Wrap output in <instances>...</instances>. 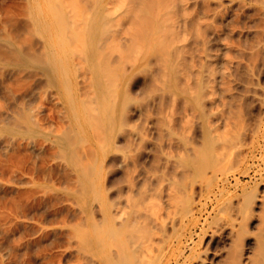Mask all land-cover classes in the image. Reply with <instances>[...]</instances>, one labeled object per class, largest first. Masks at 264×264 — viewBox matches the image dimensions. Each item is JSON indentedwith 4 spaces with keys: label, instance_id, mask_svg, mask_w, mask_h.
<instances>
[{
    "label": "rangeland",
    "instance_id": "374dc122",
    "mask_svg": "<svg viewBox=\"0 0 264 264\" xmlns=\"http://www.w3.org/2000/svg\"><path fill=\"white\" fill-rule=\"evenodd\" d=\"M40 1L42 3L39 8L40 13L43 16L47 14L50 16L51 26L53 25L51 30L54 31L53 44L63 52L62 57L67 62L68 72H66V83L64 82V85L61 84L59 87L61 90H55L48 87L45 78L37 73L41 72L39 69L23 67L15 71L12 67L0 65V120H9L12 115L24 108L28 114L32 115V119L38 123L40 130L46 132L45 134L35 135L23 133L0 134V264H96L97 262L90 254L81 251L80 243L75 230H73L75 225L77 226L84 219V214L77 199L71 194V191L75 188L74 184L77 176L71 165L61 155L55 142L56 134L69 123L65 112V102L68 104L74 101L75 121L78 120L80 123L81 136L83 138L79 145L80 151L86 152L85 150L89 148L90 153L89 150L86 152L88 158H96L99 154V151L97 152V137L99 138L98 133L100 132L101 121L96 102L93 100L95 96L94 72L88 68L86 54L83 50L85 37L82 34L85 25L92 16V10L95 9V5L84 6V8L71 5L61 7L55 0ZM84 1L82 0L83 3H85ZM106 1L109 2L107 8L110 13L117 15L118 21L122 20L124 16L120 12L125 8L128 0ZM77 2H81V0ZM148 2L153 13L156 15L161 13L162 23L165 25L163 28L175 34L174 45L180 47L185 63L189 64L191 69V64L193 63V69L190 72L195 71L196 73L190 74L185 66L186 72H180L179 75L184 73L183 77L186 78L187 83L191 82L189 83L190 85L195 84L197 78H201V82L203 81L204 84L202 86L204 88H201L199 96L203 111L195 108L184 95L163 89L160 80L156 79L153 74L151 75L147 71H136L134 69V61L122 59V55L127 49L132 51V49L141 47L139 40L145 25L139 19L138 12L135 9L132 16L127 19L126 26L122 31V47L120 46L121 43L119 46L115 44L113 37L107 38L105 42V46H108L110 50L108 55L111 60L109 68L115 70L119 66H124L127 69V73H133V75L131 78H126L124 83L119 82L118 84L121 87L124 86L131 95V98H128L125 102V106L129 109L126 121L130 123L127 122L128 124L124 127L123 135L118 134L119 136L121 135L122 139L117 135L118 154L110 149L105 151V153H100L104 157L103 185L106 188L109 199L116 198V195L125 194L129 190V184L134 183V181L138 186H141V180L150 183V187L154 189V192L160 183L165 189L164 183H166L168 189L163 192V195H166L170 187H168L170 184L169 179L172 180L174 175V178H181V175H184V167L180 165V160L176 162V158L178 160L182 156H190L192 151L194 153L196 147L199 149L204 143L205 120L217 124L226 133L236 130L240 123L245 124L244 130H246L248 135L246 136V133H243L241 139H238L239 142L237 140L239 144H236L237 147L239 146L243 150L235 151V148L237 150L238 148L234 144L231 154V157L237 156L238 159L241 156L242 160L240 159L238 163L233 161L225 175H219L211 190L207 191L206 188H202V191L198 187L199 185H196L198 188L194 187L196 189L194 205L198 209L195 216L196 223L191 226V229H194V232H199L204 219L210 212L211 214L217 212L215 211L217 210L216 206L222 199L225 197L233 198L244 190L249 191L256 184L261 186L263 183L261 176L264 173L258 172V165L264 156V136L255 135L253 131L257 125L258 118L264 112L263 105L259 103L264 97V0H148ZM35 5L33 3V6ZM29 8V0H0V21L5 19L6 16L12 15L16 22L14 25H4L0 22V30L4 29V27L7 30L12 28L19 29V40L21 42H34L40 47L42 46L40 43H43L40 35L34 34V37L31 38L26 31L29 26V21L27 20ZM147 20L148 18H146ZM191 60L195 61L192 62ZM197 73L200 77L195 76V79H193ZM249 73L251 74L248 75ZM185 74L186 77L184 76ZM191 75H193V78H191V80H194L193 83L189 80ZM182 78H180L182 83H186V80L183 81L184 78ZM206 81L207 83L209 82L208 85ZM251 81L253 83L249 84ZM151 88L153 91H151ZM244 89L248 92H244ZM170 93L174 97H171ZM193 93L196 96L197 91L194 89ZM243 93H246L245 96ZM240 94H242L241 97L243 99L239 102ZM173 98H177V100L175 99L174 101ZM181 100L185 101L182 102ZM174 103L176 108L172 106ZM184 103L190 104V107H187L188 105ZM137 106H140V108ZM145 108L148 109L149 113H147ZM190 109L193 111H190ZM176 110L177 112L174 116ZM171 111H174L173 114ZM186 111L187 114L185 113ZM192 112L197 113L199 116L197 114L194 116ZM237 113L240 116H237ZM202 114H204L205 118H203ZM223 116H232L226 126L220 122V119H224L222 118ZM185 118L191 121H185ZM179 121L181 125H184V128L179 125ZM233 121L236 122L235 126ZM142 122L147 123L145 124L146 126ZM173 122L175 123L174 125L172 124ZM230 122L233 123L231 124ZM128 125L137 129L131 128L129 130ZM173 126L175 127L173 128ZM148 127L151 128V131L148 130ZM168 127L171 129L170 131ZM154 129L156 130L155 132ZM134 130L137 132L141 131L140 133L138 132L140 136H138V133L136 135ZM146 130L148 131L146 132ZM176 130L178 131L177 133L182 132L181 134L185 133L186 136L183 137L182 135L181 137V134H178V136L175 133ZM244 130L242 131L244 132ZM133 132L135 133L133 134ZM145 133H149V135H145ZM150 134L154 135L153 138L159 136V141L157 138L149 139V137H152ZM170 134H176L177 136L169 137ZM128 136L132 137V140ZM127 137L128 141L126 140ZM243 137H246L244 138L245 140ZM183 138H187L185 141L192 140V143L196 141L195 145L192 144L195 148L191 144L190 148V145H187L190 141L184 143L185 141H182ZM173 139L183 142V145L179 141V143L174 142ZM172 142H174V146L171 145L172 147L170 146V148L174 155L179 153L178 157L170 152L169 145ZM242 142H245V144ZM240 144L242 147H240ZM131 145L134 146L129 149ZM188 146L189 149L187 148ZM162 147L167 148L169 153L167 149ZM131 148L132 151H129L131 155L129 152L127 154V151L131 150ZM159 148L162 149L160 150ZM162 150H165V152ZM92 151L94 152L91 153ZM159 151L164 152L166 155ZM234 151L235 153L242 152L234 156ZM155 152L159 153L157 154L159 157L156 156ZM91 155L94 156L91 157ZM119 155L121 156L119 157ZM166 156L168 159L165 158ZM173 156L175 159L171 160L174 158ZM126 161L127 164L129 163L128 165ZM142 162L145 163L143 164ZM235 162L237 165L235 164L234 166ZM145 164H148V167ZM154 165L159 167L162 165V167H166V170L162 167V169H159L158 166L155 167ZM175 165H179V168ZM131 166L134 169L131 170ZM135 166L139 169L135 168ZM110 167L114 169L111 171ZM125 167L130 170L127 172L124 169ZM142 169L147 170L143 171ZM160 170L169 176L161 175L162 172ZM179 172H182V174H179ZM176 173L178 174L176 175ZM158 174L161 176L159 177ZM137 175H140L141 178L140 176L137 177ZM129 176H133L137 180L140 178V180L137 182L135 178L133 180L131 177L132 181ZM147 176L152 180L147 178ZM167 177L168 181L166 180ZM237 177L241 180L239 184L235 183V178ZM156 179L159 180L158 183H156ZM124 182L126 184H123ZM244 185L247 186L246 189H243ZM200 191L203 193H200ZM111 192L116 193V195ZM197 193L200 196H197ZM71 199L73 202L70 201ZM154 201L152 200L151 202ZM74 204L75 206H73ZM67 210L68 212H66ZM73 214L76 215L74 216ZM80 215H82V218L79 217ZM65 220L68 223L71 222L68 224L70 227ZM205 232L207 235L210 232V228H206ZM69 234L76 236L75 240ZM193 237L194 240H199L197 233H194ZM68 239L70 240L68 241ZM70 241L72 244H69ZM75 241L77 242L75 243ZM185 242L184 244L186 245ZM202 243L204 244L202 245ZM204 245V240L197 241L194 244V252L201 251ZM214 247L216 249V245L212 246V248L210 246V253ZM186 249L188 254L190 252L189 248ZM69 250L71 251L69 252ZM73 251L75 253H71ZM78 253L88 255L84 257L83 254L81 259L80 254V258H78Z\"/></svg>",
    "mask_w": 264,
    "mask_h": 264
},
{
    "label": "bare ground",
    "instance_id": "6f19581e",
    "mask_svg": "<svg viewBox=\"0 0 264 264\" xmlns=\"http://www.w3.org/2000/svg\"><path fill=\"white\" fill-rule=\"evenodd\" d=\"M55 1L58 2V4L61 7L71 5L79 8H84V6L86 7L90 5L92 6L95 5V9L92 10V16L89 18V22L85 25L82 34L85 37L83 42V50L84 53L86 54V61L88 64V68L92 72H94L95 96L93 97V100L96 102V108L98 110L99 119L101 121L100 132L99 133L97 132L99 138L97 137L96 134V137L98 139L97 152L99 151V154L97 155L96 158H90V157L88 158L86 152L89 150V148H87L88 150H85L86 152L80 151L79 145L83 141V138L81 136L80 123L78 120L75 121L76 111H75L74 101H71L68 104L67 102H65V106H66L65 112L69 123L66 127L60 129V131L55 136V142L59 147L61 155L67 160L69 165H71L77 176L74 184L75 188H73L71 194L77 199L80 209L84 214L83 221L80 222L77 226L75 225L73 229L75 230L77 239L80 243V248L82 250L79 247L77 248H79L82 252L84 251L90 254L97 262L96 264H264V175L261 176V179H263V183L261 186L260 185L258 186L256 184L254 188L250 189L249 191L244 190L242 193L234 196L233 198L225 197L224 199H222V201L216 206L217 210L215 211L217 212L215 214H211V212L209 213V215L204 219V222L202 223L199 232L198 231L194 232V229H191L192 228L191 226H193L196 223L195 216H196V210L198 209L194 205V199H195L194 195L196 194L195 188L200 187L202 191L205 188L207 191H209V189L211 190L213 188V185L217 182L219 175L221 174L222 176H224L225 173L229 170V166L233 161H237V163L240 162L241 156H239L238 159V157L235 155L241 153L242 151L238 153H235V151L243 150V148L241 149L239 148V146L237 147V145L239 144L238 139H241L243 133H246V130H244L245 124L240 123L239 126H237L236 124L237 126L236 130L229 131L226 133L224 129L218 127L217 124L215 123L213 124V122L210 123L207 120H205L204 143H202L199 149H197V147L195 148V146L192 145V144L195 145L197 143L196 141H195L196 143L195 142L192 143L191 142L192 140H188L190 141L188 142L185 141L187 138L186 139L183 138L182 141L184 140L185 141V142L183 141L184 143L188 142L187 145L191 144L195 148L194 149L195 151L193 153V151L191 152L187 150L188 152H191L190 156L187 155L185 157L182 156L181 158H178V160L176 158V162H179L180 160V165L184 167L183 168L184 175L183 176L181 175V178H177V177L174 178L175 177L174 175L172 180L169 179L170 184L168 183L169 184L168 187L169 186L170 187L166 195H163V192L165 189L168 188L166 187V183L161 181L162 178L160 179V181L164 183L165 189L163 188V185L160 183L159 187L155 189L154 192V189L150 187V183L146 181L144 182L143 180H141L142 182L141 186H138L137 183H135V181L133 183L132 181L136 179L135 177H133L134 176L133 175V176H129V178L131 179L132 177L133 180L132 179H131L132 181L128 180L132 183L129 184L130 185L129 190L125 192V194L118 196L116 195V193L113 192L116 195L115 196L116 198L109 199L107 197L106 188L103 185V178H102V173L104 170V157L101 154L105 153V151L109 149L111 151H116L115 153L118 154L116 138L118 134H122V135L124 134L122 133V131L125 130L124 127L128 124L127 122H129L126 121L127 112L129 109L128 107L125 106V102L126 100H128V98H131L130 93L124 88V86L121 87L118 84L119 82L124 83L126 78H131L133 73L128 74L127 69L126 67L124 68V66L123 67L119 66L115 70L109 68L111 63L110 57H108L110 50L108 46H105L106 39L109 37H113L115 44L119 46L121 43L120 46L122 47V41H121L122 31L126 26L127 19L132 16L134 10L136 9V12H138L139 15V19H141L143 24L145 25V28H143L144 31L141 32V36L139 40L141 47L138 49H132V51H130L131 49L130 50L127 49L123 53L122 59L125 61H134V69L136 71H147V73L151 75L153 74V76L156 77V79L160 80L163 89L172 90L178 94L184 95L193 104L195 108L201 111L203 110L199 96H200L201 88L202 87L204 88V86H202V84L204 83L203 81L201 82V78H197L195 84L190 85L189 83L191 82L189 80L193 78L192 77L193 75H191L190 79L188 80L189 83H187L186 78L183 77V74L186 72L185 66L187 68L186 70H188L187 72H190L193 69V63L191 64L192 69L190 68L189 64L187 65L185 63L180 47L174 45L173 39L175 38V34H172L171 32L163 28L165 27V25L162 23L161 13L157 15L153 13L151 11V8L149 7L148 0H128L125 8H123V10L120 12L124 16V18L120 21L117 20V15L110 13L109 9L107 8V4L109 2L106 0H99V1L85 0L84 1L85 3H83L82 0L81 2H77L78 0L77 1L55 0ZM33 3L36 5L33 6ZM29 4H30V8L27 14V20L29 21V26L27 27L26 31L29 33V36H31V38L34 37V34L40 35V37L43 39V43H40L42 46L38 47L37 44H35L34 42L32 43L30 41L21 42L19 40L20 37L19 29L12 28L10 30H7L4 27V29L0 30V65L12 67V69L15 71L20 70L23 67L39 69L41 72H37V73L41 74L45 78L48 87L54 88L55 90H59L60 85L61 84L64 85V82L66 83L65 80L66 72H68L67 62L63 60L62 57L63 52L53 44L54 31L51 30V28H53V25L51 26V21H50L51 19L49 20L50 18L49 14L43 16L40 13L39 8L42 4L41 1L29 0ZM60 13L62 14V12ZM146 18H148L147 21ZM0 22L3 23L4 25L7 24L14 25L16 23L15 18H13L12 15L6 16L5 19H2V21ZM194 61L195 60H193L192 62ZM180 72H184V73L182 75H179ZM194 72H190V74ZM250 74L251 73H249L248 75ZM184 76L186 77V74ZM195 76L200 77L199 74L197 73V75L196 74L194 75L193 79H195ZM182 77L184 78L183 81L186 80L185 81L186 83L184 84L180 79ZM191 81L193 83L194 80ZM251 83L253 82L251 81L249 84ZM208 84L209 82L207 83V85ZM194 89L197 91L196 96H194L193 93ZM245 89L244 92L247 91ZM151 91H153L152 88ZM171 93L174 94L173 92ZM172 94L170 96L174 97V95ZM243 94L245 96L246 93ZM241 96L242 94H240V97ZM175 99L177 100V98ZM241 99L243 98L242 97L239 98V102ZM249 99L251 100V98ZM175 103L172 104L173 107L175 106ZM259 103H261L264 107V97L261 99V101H259ZM136 105L134 106L136 107ZM187 107H190V104ZM138 108H140V106ZM174 108L172 109L174 110ZM20 110L21 111H19L18 113L12 115L9 120L7 121L0 120V134L23 133L27 135H35V134L46 133L40 130L38 123L32 119L31 114H28L24 108ZM190 111L193 110L190 109ZM173 112L174 111H171L172 114ZM176 112L177 110L175 111L174 116L176 115ZM147 113H149L148 109H147ZM185 113L187 114V111ZM192 113H194V116L195 114H197L195 112ZM204 114H202L203 118H205ZM148 115L150 116V114ZM237 116L240 115L238 114ZM227 117L228 116H223L222 118L224 119L222 120L220 119V122H222L225 126L228 125V120L232 118V116L231 117L229 116L228 118ZM169 118H171V116H169ZM186 120L187 118H185V121ZM190 121L191 120H189L188 122ZM181 122L179 125H181ZM233 122L235 126L236 122L235 121ZM142 123L144 125L147 124L145 122ZM156 124H158V122H156ZM172 124L174 125L175 123L173 122ZM175 126H173V128ZM183 126L184 125H181L182 128H184ZM234 126L232 125V127ZM128 127L130 128V129L128 128L129 130L133 128L132 126L130 127V125H128ZM134 128L135 130L137 129L136 127ZM142 128L143 130H145L144 127ZM148 128H149L148 130L151 131V128L150 127ZM155 129L154 132L156 131ZM148 130H146V132ZM170 130L171 129L169 128V131ZM242 130H244V132ZM135 132L137 135L139 131L138 132L135 131ZM135 132H133V134ZM177 132L178 131L176 130L175 133L177 135L182 133V132L179 133ZM253 132L255 135L264 136V112L263 115L258 118L257 125L255 126ZM139 133L138 136H140ZM142 134L144 133L142 132ZM146 134L149 135V133H145V135ZM171 134L169 137L177 136L176 134L173 135ZM182 135L183 137L186 136L185 133L181 134L180 136L182 137ZM247 135L248 133H246V136ZM120 136L119 138H121ZM153 136L149 137V139L153 138ZM128 137L129 139L131 138L130 140H132V137L130 136ZM128 137L126 139L127 141H128ZM154 138L155 139L157 138L158 140L159 136ZM244 138L246 137H243V139ZM176 140H174V142ZM145 141L147 140L145 139ZM174 142H172V144L169 145V148L171 145L174 146L173 145ZM141 143H139V145H141ZM182 143L180 142V144ZM234 144L235 145L237 144L236 147L238 148V150L235 148L234 151L235 157H231V154L233 152L232 148L234 147ZM243 144H245V142ZM133 146L132 145L129 146V149L130 147ZM156 147L158 148V146ZM240 147H242L241 144ZM187 148L189 149V146ZM175 149H177V147H175ZM129 151H132V148L131 150L127 151V154ZM162 151L165 152V150ZM93 152L94 151H92L91 153ZM159 152L164 153L161 151ZM170 152L172 153V155H174L171 148H170ZM130 153L131 152H129V154ZM157 154L159 153H156V156L159 157V155ZM121 155H119V157ZM123 155L125 156L124 153ZM177 155L175 154L174 156ZM92 156L94 155H91V157ZM167 156L169 155L167 154ZM167 156L165 157L166 159H168ZM162 158H164V156H162ZM169 159L171 158L169 157ZM173 159H175V157L172 158L171 160ZM235 164L236 162L234 163V166ZM110 165L112 166V164ZM147 165L146 167H148ZM175 166L178 167L179 165L178 166L175 165ZM126 167L124 168L125 170H127ZM161 167H159V169ZM106 168L108 169L107 166ZM135 168L138 167L135 166ZM109 169L112 171V169L114 168L111 169L110 167ZM132 169L134 168L132 167L131 170ZM164 169L166 170V167ZM258 169H259V171L257 170L258 172H262V174L264 173V156L262 158V161L258 165ZM129 170H127V172ZM146 170L147 169L143 171ZM122 173L123 172H121V174ZM180 173L182 174V172H179V174ZM162 174H164L165 176L168 175L164 172H162L161 175ZM177 174L178 173H176V175ZM161 175H159V177ZM139 176L140 175H137V177ZM150 177L147 176V178ZM140 178H138V180H140ZM166 180L168 181V177L166 178ZM158 181L159 180H157L156 183H158ZM240 182H241L240 178L238 177L235 178L236 184H239ZM123 184L126 183L124 182ZM196 185L199 186L196 187ZM135 186L136 188H134ZM246 188L247 186L244 185L243 189ZM200 193L203 192L200 191ZM197 194H198L197 196H200L199 193ZM149 200L151 201L156 200V201L151 202ZM70 201H72V199ZM69 206L71 205L69 204ZM73 206H75V204ZM66 212H68V210ZM81 216L82 215H80L79 217ZM77 219L79 220V218ZM65 221L67 222V225L71 223V222L68 223L67 220ZM206 228H210V232L207 235L205 232ZM194 233H197V236L199 238V240L197 241L204 240L205 242L204 248L199 252H194L195 250L194 244L197 242L196 240H194L193 237ZM70 234L69 236L74 235V234L71 235ZM76 236H71V238L73 237L74 239L73 238L72 239L75 240ZM72 239L71 241H73ZM69 240L70 239H68V241ZM71 241L69 244H72ZM183 241L184 242L186 241L185 242L186 245L184 244ZM76 242L77 241H75V243ZM203 244L204 243H202V245ZM215 245H216V249L214 247V249H212V252L210 253L209 251L211 250L212 246ZM186 248H189L188 250L190 252L188 254L186 253L187 250ZM70 251L71 250H69V252ZM71 253H75V252L73 251ZM81 253H78V258H80L79 254L81 255V259L83 254L84 257L85 255L86 256L88 255L85 253L83 254Z\"/></svg>",
    "mask_w": 264,
    "mask_h": 264
}]
</instances>
